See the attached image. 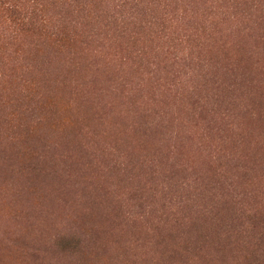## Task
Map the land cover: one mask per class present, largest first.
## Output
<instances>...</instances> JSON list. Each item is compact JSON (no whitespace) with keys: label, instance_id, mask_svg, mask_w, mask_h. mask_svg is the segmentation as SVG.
<instances>
[{"label":"rangeland","instance_id":"obj_1","mask_svg":"<svg viewBox=\"0 0 264 264\" xmlns=\"http://www.w3.org/2000/svg\"><path fill=\"white\" fill-rule=\"evenodd\" d=\"M0 264H264V0H0Z\"/></svg>","mask_w":264,"mask_h":264},{"label":"trees","instance_id":"obj_2","mask_svg":"<svg viewBox=\"0 0 264 264\" xmlns=\"http://www.w3.org/2000/svg\"><path fill=\"white\" fill-rule=\"evenodd\" d=\"M11 12H13V11H11ZM11 12H10V13H11Z\"/></svg>","mask_w":264,"mask_h":264}]
</instances>
